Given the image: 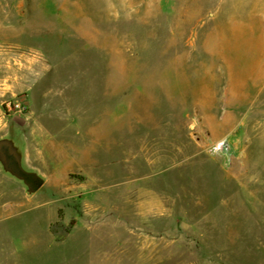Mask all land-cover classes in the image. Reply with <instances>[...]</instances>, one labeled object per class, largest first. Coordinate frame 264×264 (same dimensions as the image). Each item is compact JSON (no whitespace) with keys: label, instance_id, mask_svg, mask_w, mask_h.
Returning a JSON list of instances; mask_svg holds the SVG:
<instances>
[{"label":"rangeland","instance_id":"1","mask_svg":"<svg viewBox=\"0 0 264 264\" xmlns=\"http://www.w3.org/2000/svg\"><path fill=\"white\" fill-rule=\"evenodd\" d=\"M257 97L264 0H0V137L45 179L0 172V264H264L228 143Z\"/></svg>","mask_w":264,"mask_h":264},{"label":"crops","instance_id":"2","mask_svg":"<svg viewBox=\"0 0 264 264\" xmlns=\"http://www.w3.org/2000/svg\"><path fill=\"white\" fill-rule=\"evenodd\" d=\"M252 108V115L255 119L256 115L264 114V101L257 97ZM249 119L251 118L249 117ZM228 143L232 154L230 161L234 178L241 186L245 187L248 203L253 205L252 209L264 211V121L261 123L249 122L243 134L233 135ZM11 213H13V204L3 205L0 209V223L7 220ZM6 242L5 238L2 239V242L0 241L3 249L0 256L5 260L20 259L14 251L9 252L4 249ZM76 257L75 253V256L66 257L65 260L73 261ZM118 258L120 259L119 264H121V254Z\"/></svg>","mask_w":264,"mask_h":264},{"label":"water","instance_id":"3","mask_svg":"<svg viewBox=\"0 0 264 264\" xmlns=\"http://www.w3.org/2000/svg\"><path fill=\"white\" fill-rule=\"evenodd\" d=\"M18 142L9 132L0 137V172L8 178L20 183L27 196L34 195L45 183L44 177L35 169L26 167V142L19 135Z\"/></svg>","mask_w":264,"mask_h":264}]
</instances>
